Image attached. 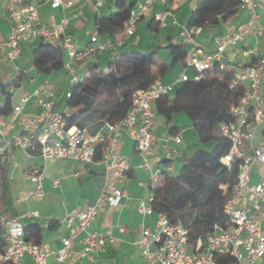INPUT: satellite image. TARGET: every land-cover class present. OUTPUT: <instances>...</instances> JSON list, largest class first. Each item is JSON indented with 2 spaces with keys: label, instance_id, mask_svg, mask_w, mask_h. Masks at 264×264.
<instances>
[{
  "label": "built area",
  "instance_id": "1",
  "mask_svg": "<svg viewBox=\"0 0 264 264\" xmlns=\"http://www.w3.org/2000/svg\"><path fill=\"white\" fill-rule=\"evenodd\" d=\"M178 1L134 0L121 36L103 37L93 27L88 38L78 44L69 33L68 17L63 15L50 25L39 21V7L47 5L53 10L68 9L74 5V0H37L36 4L26 0H7L4 12L10 19V25L5 37L0 33V53L6 59L14 60L18 58L23 42L39 39L56 43L66 55L63 65L72 84L78 78L76 66L81 60L103 51L114 53L116 47L124 44L125 38L134 35L142 18L147 17L158 28L169 23L179 25L173 14ZM106 3L107 0H94V8ZM240 6L248 9L246 20L231 33L216 36L211 51H206L194 38L199 28L180 27L179 37L188 46V57L178 77L167 84L158 77L148 87L135 90L125 116L117 122L104 120L95 133L86 127L67 124L64 111L54 107L55 94L46 79L30 91L21 90L10 113L0 120V137L3 138L0 156L4 148L14 147L28 157L98 165L102 168V175L96 200L62 218L66 235L57 249L43 250L39 244L26 240L24 225L18 217L0 216V226L4 230L0 262L16 264L26 256L30 257L32 264H61L68 258L92 262L97 255L116 247L119 238L112 230L94 229L92 221L104 206L115 207L127 196V191L119 185L130 171L127 157L119 151L122 136H128L134 142L141 166L148 170L151 185L163 170L175 172L173 160L182 141L180 132L168 134L160 140L167 161L165 164L154 168L147 164L148 155L158 143L153 132L156 114L152 103L162 95H172L182 81L188 78L198 80L202 72L217 64L219 68L231 70V88L243 87L237 100L229 106L231 119L219 125L220 132L230 142L228 152L220 157V161L229 166L233 159L240 160L234 187L223 204L228 222L224 227L214 226L203 239L198 238L191 243L182 224L172 222L165 213L151 207L152 195L149 193L146 199L139 200L136 210L142 216L153 217V227L142 228L134 244L140 249L144 264H264V173L257 182H250L253 164L260 162L264 166V148L251 145L258 127H263L264 133V52L258 53L255 47H243L240 52L244 58L255 56L254 62L244 65L228 64L223 58L226 47L236 45L244 35L258 37L263 34L264 27L257 22L255 8H264V0H240ZM77 14H81V9L74 15ZM186 67H192L194 74L191 77L185 73ZM69 96L68 89L64 98ZM26 104L38 110L25 113L23 108ZM14 129L17 130L6 139L5 135ZM25 174L35 185L34 194L42 196V169L33 166L27 168ZM1 175L0 166V178ZM56 183L53 180V184ZM220 187L225 189L226 185ZM27 215L37 216V212H28ZM117 230L123 232L124 228L118 226ZM78 235H81L80 248L75 247Z\"/></svg>",
  "mask_w": 264,
  "mask_h": 264
},
{
  "label": "trees",
  "instance_id": "2",
  "mask_svg": "<svg viewBox=\"0 0 264 264\" xmlns=\"http://www.w3.org/2000/svg\"><path fill=\"white\" fill-rule=\"evenodd\" d=\"M133 4L134 0H111V11L94 20L97 32L103 37L121 36ZM239 9L240 0H196L185 27H215L235 16ZM146 28L151 32L159 29L151 20L147 21ZM187 57V44L173 41L168 35L164 45L156 44L147 50L127 48L109 58L103 66L89 64L69 88L64 111L67 124L86 127L95 133L104 120H121L135 90L148 87L175 65L185 67ZM63 63L61 48L56 43L40 40L34 47L31 67L37 73L48 75L60 69ZM230 73L229 68L215 64L202 72L198 80L188 78L175 87L172 95H162L152 103L155 114L164 117L165 123L175 114L187 116L202 144L183 160L178 170L172 173L163 170L149 186L151 207L165 213L172 222L182 224L191 243L203 239L214 226L224 227L228 222L223 204L234 187L240 160L233 159L229 166L220 161L228 152L230 142L220 132L219 125L231 119L229 106L243 88L229 86ZM27 78V70H17L10 81L0 84L4 94L0 114L6 116L11 111V92L7 88L18 87ZM177 131L178 127L170 129L173 133ZM8 196L7 170L2 167L0 216L15 217L9 213ZM24 238L40 244V226L35 222L24 225ZM0 264L13 263L2 261Z\"/></svg>",
  "mask_w": 264,
  "mask_h": 264
},
{
  "label": "crops",
  "instance_id": "3",
  "mask_svg": "<svg viewBox=\"0 0 264 264\" xmlns=\"http://www.w3.org/2000/svg\"><path fill=\"white\" fill-rule=\"evenodd\" d=\"M29 3L36 4L37 0H26ZM196 0H179L173 11L178 23L185 26L188 15L195 6ZM7 0H0V33L3 37L8 34L10 19L5 15L4 9ZM79 9L81 14L74 15ZM258 13L257 22L264 27V8L256 7ZM111 11V3L108 2L98 8H94V0H74V5L68 9L53 10L47 5L39 7V21L42 24L50 25L58 21L61 16L69 18L68 30L74 40L81 44L88 38V33L94 27V20L97 17L104 16ZM248 16V9L240 6L235 16L225 23L215 27L199 28L194 38L197 43L202 45L206 51L213 49V40L221 34H228L234 31L242 24ZM149 19L142 18L136 27L134 35L125 38L124 44L116 47L115 52L103 51L86 56L77 66V74L80 75L89 64L97 63L103 66L107 60L115 56L120 51L127 48L147 50L156 44H165L166 37L169 35L173 41H181L179 37L180 24H168L164 28H159L157 32H151L146 28ZM40 43L39 39L21 44V50L18 58L14 60L6 59L0 53V84L10 81L17 70L28 72V78L23 79L14 91L11 92V106L16 101L21 90L30 91L38 86L43 80L48 81V86L55 94V109L65 111V92L71 86L70 75L64 65L48 75H41L31 67L32 53L34 47ZM243 47H255L258 53L264 52V32L261 36L254 37L252 34H246L242 40L234 46H227L224 51V61L228 64L244 65L255 61V56L244 58L241 54ZM257 56V55H256ZM64 62L66 55L62 52ZM175 65L162 76L159 77L163 84L173 82L181 72V67L177 71ZM194 74V72H193ZM22 88V89H20ZM4 94L0 91V105L3 103ZM38 109L26 104L23 108L25 113H35ZM5 115L0 114V120ZM172 127H178L182 135V141L178 146V154L173 160L175 170H178L183 160L189 156L197 147L202 146L198 142L197 135L192 124L184 114H175L170 121L165 123L162 116H155L153 132L157 138V145L154 151L148 155L147 164L151 168L160 166L165 159L164 151L160 146V140L173 132ZM8 132L5 138L8 139L16 131ZM263 127H258L252 141L253 147L264 148ZM3 138L0 137V145ZM208 147L210 144L207 145ZM119 151L125 155L130 164V171L127 178L119 185L127 191V196L122 198L115 207L104 206L92 221V227L97 230L110 228L112 233L119 238L116 247L109 249L106 253L99 254L95 260L88 262L84 259L72 261L66 259L61 264H144L141 258L140 249L134 244L139 239L140 230L146 226L153 227V217L142 216L137 212L136 206L140 199H146L149 194L150 180L148 170L141 166V160L136 154L134 142L128 136H122L119 145ZM15 162L17 167L25 172L27 168L38 166L42 169L43 177L41 181L43 194L37 197L34 194L35 185L23 174L21 180L16 181L14 194L15 200L11 199L13 178H11V163ZM1 169L7 170V181L9 191L8 206L10 214L18 217L23 225L37 223L41 228L40 247L43 250L57 249L61 246V239L66 235V230L61 222L67 213H75L84 208L87 203L96 200L99 192V186L102 175V168L98 165L83 163L80 161H71L66 159H53L51 164L39 156L28 157L23 151L14 147H6L0 156ZM264 173V166L260 162H255L250 172V182L255 183ZM53 180L57 183L53 184ZM37 212V216H29L28 212ZM124 228L119 232L117 227ZM4 230L0 226V243L3 241ZM81 235L75 238V247L80 248L79 240ZM16 264H32L30 257L26 256ZM53 264V262L51 263Z\"/></svg>",
  "mask_w": 264,
  "mask_h": 264
},
{
  "label": "rangeland",
  "instance_id": "4",
  "mask_svg": "<svg viewBox=\"0 0 264 264\" xmlns=\"http://www.w3.org/2000/svg\"><path fill=\"white\" fill-rule=\"evenodd\" d=\"M107 2L110 4L111 3V0H107ZM180 24V26H182L183 24L182 23H179ZM179 69H180V67L179 66H177V71H179ZM193 69H192V67H186L185 68V73L187 74V75H189L190 77L193 75ZM52 160L53 159H49V160H47L48 162H49V165L51 164V162H52ZM10 173H11V178H13L14 180H13V185H12V192H13V190L15 189V184H16V181L17 180H19V178H20V180H21V178H22V176H23V174L25 173H23V171L22 170H20L18 167H17V164L15 163V162H12L11 163V168H10ZM26 175V174H25ZM16 195L14 194V192L11 194V199L12 200H15L16 199Z\"/></svg>",
  "mask_w": 264,
  "mask_h": 264
}]
</instances>
